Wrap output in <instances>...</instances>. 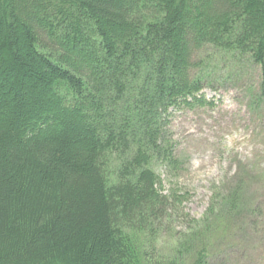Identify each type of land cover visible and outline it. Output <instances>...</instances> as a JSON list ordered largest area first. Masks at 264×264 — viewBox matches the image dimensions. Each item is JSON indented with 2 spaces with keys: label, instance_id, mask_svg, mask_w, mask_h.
Listing matches in <instances>:
<instances>
[{
  "label": "trees",
  "instance_id": "obj_1",
  "mask_svg": "<svg viewBox=\"0 0 264 264\" xmlns=\"http://www.w3.org/2000/svg\"><path fill=\"white\" fill-rule=\"evenodd\" d=\"M206 46L264 85V0H0V264H178L149 249L170 204L147 165L178 163L165 123L204 105Z\"/></svg>",
  "mask_w": 264,
  "mask_h": 264
},
{
  "label": "rangeland",
  "instance_id": "obj_2",
  "mask_svg": "<svg viewBox=\"0 0 264 264\" xmlns=\"http://www.w3.org/2000/svg\"><path fill=\"white\" fill-rule=\"evenodd\" d=\"M185 24L183 19L176 26ZM187 33L196 35L197 29L176 34L180 57ZM69 55L77 57L81 68L91 67L89 59ZM196 60L192 76L202 87L205 105L173 111L166 130L178 163L167 169L151 157L147 165L160 174V189L170 204L149 249L166 262L176 256L178 264H194L197 258L203 264H264L260 68L248 56L209 46L198 51ZM108 158L115 176L123 157L110 153Z\"/></svg>",
  "mask_w": 264,
  "mask_h": 264
}]
</instances>
